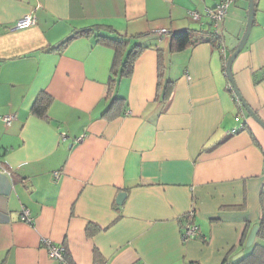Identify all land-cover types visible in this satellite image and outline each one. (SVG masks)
I'll use <instances>...</instances> for the list:
<instances>
[{"label":"crops","instance_id":"0c3cea01","mask_svg":"<svg viewBox=\"0 0 264 264\" xmlns=\"http://www.w3.org/2000/svg\"><path fill=\"white\" fill-rule=\"evenodd\" d=\"M218 1L0 0V264H62L48 239L71 264L254 262L239 258L264 244H246L262 211L264 127L234 98L225 64L245 33L248 0L230 4L224 47L170 48L173 30L207 35ZM254 1L232 73L264 121V0ZM30 12L33 25L13 28ZM94 23L147 45L112 96L111 44L79 35L56 47ZM41 93L50 97L44 116L32 108ZM113 96L125 104L112 116ZM192 209L198 236L183 240Z\"/></svg>","mask_w":264,"mask_h":264},{"label":"trees","instance_id":"16d2710c","mask_svg":"<svg viewBox=\"0 0 264 264\" xmlns=\"http://www.w3.org/2000/svg\"><path fill=\"white\" fill-rule=\"evenodd\" d=\"M211 25H212V28L205 31V33H208V34L207 35L202 34V36H197L195 34L194 29H191V28H180V29L171 31L170 32L171 50L181 51L190 46L195 45L198 42L205 41V40L211 41L218 47H221V46L223 47L224 44L222 41V33H220L219 31L221 26L218 29H215L213 27L212 20H211ZM155 32L162 35L166 31L161 32L160 30H157ZM110 33H115L117 36L111 35ZM146 34L148 33L140 32V33H135L134 36L141 37ZM79 35H94L95 37L98 38V40L105 41L111 44L112 47L114 48V60H113V66H112V71H111V77H110V90L108 93L109 96H112L113 95L112 93L115 90L118 83L120 82V80L124 77L131 76L134 70L137 57L140 55L143 49L146 48L147 45L136 42V41H134L132 44H129V40L126 34L117 31L111 25L102 24V23H94L92 25L80 28L78 30H74L73 33L66 36L64 39H62L56 47L59 49L63 48L69 41H71L74 37L79 36ZM229 89L233 91V89L231 88V84H229ZM233 96L238 102L237 97L234 94V91H233ZM49 100H50V97H48L45 93L39 94V96L36 98L33 104V107H32L33 111L37 113L38 115L44 116L45 111L49 104ZM124 101H125L124 97L113 96L111 104L108 107L107 112H111L112 116L118 114V112H121L120 106L125 104ZM261 208H262V211H261V217L259 220V230L257 232V236L264 240V191L261 193ZM194 217L195 216L191 215L188 211L186 213L185 223L187 221L195 222ZM88 228L90 229L91 227L89 226ZM197 236L198 234L196 235V237ZM247 257L254 259V262L252 264H264V244L260 242L254 243L252 245L251 252L247 255H242L239 259H245ZM64 259L67 262V264H71V260L68 256V251L65 249V247H64Z\"/></svg>","mask_w":264,"mask_h":264},{"label":"built area","instance_id":"2783aa9c","mask_svg":"<svg viewBox=\"0 0 264 264\" xmlns=\"http://www.w3.org/2000/svg\"><path fill=\"white\" fill-rule=\"evenodd\" d=\"M231 2H232V0H219L215 6L207 9V13L210 16L212 23H213V27L215 29H218L220 27L223 19L225 18L226 14L228 12V8H229V5ZM190 15L193 19H199L200 18V13L197 11L191 12ZM35 21H36L35 14L30 12V13H27L24 16L20 17L19 19H17V21L13 25V28H16V29L27 28V27L33 25L35 23ZM159 30L161 32L167 31V29H165V28H161ZM223 47H224V45H223ZM238 102L240 105L239 100H238ZM14 117H15V114H13V113H8V114L2 115V119L7 124H10V122L12 121V119ZM236 130H237V128L234 129V131H236ZM189 213L191 215L195 216V211L193 209L190 210ZM21 217L23 220H25L29 223H32V221H33V218L30 216V212L28 209H24L22 211ZM197 234H198V225L195 222L187 221L183 227V232H182L183 240H187L189 238H194V237H196ZM46 243L48 244L49 252L53 256L59 258L61 260L62 264H67V262L64 259V246L55 245L49 239L46 240Z\"/></svg>","mask_w":264,"mask_h":264},{"label":"water","instance_id":"95a60500","mask_svg":"<svg viewBox=\"0 0 264 264\" xmlns=\"http://www.w3.org/2000/svg\"><path fill=\"white\" fill-rule=\"evenodd\" d=\"M254 15H255V1L254 0H248V21H247V27L245 30V33L243 34L242 39L240 40V43L237 45L235 50L232 52L231 55L226 59V74L228 75L230 81H231V88L234 91L235 96L240 101L241 106L250 114L253 119H255L257 122H259L264 127V121L259 117L257 112L246 102L244 97L242 96L236 81L234 79L233 73H232V64L238 53L242 50L245 43L247 42L253 21H254ZM126 196V192L122 191L119 193L117 197L118 203H122L124 198ZM259 230V224H256L251 229L246 244L248 246H251L255 240V237L257 236V232ZM243 252H239L236 255L233 256V259L237 258L239 255H241Z\"/></svg>","mask_w":264,"mask_h":264},{"label":"rangeland","instance_id":"374dc122","mask_svg":"<svg viewBox=\"0 0 264 264\" xmlns=\"http://www.w3.org/2000/svg\"><path fill=\"white\" fill-rule=\"evenodd\" d=\"M247 3V2H246ZM231 4H232V2H231ZM246 8H248V3H247V5H246Z\"/></svg>","mask_w":264,"mask_h":264}]
</instances>
